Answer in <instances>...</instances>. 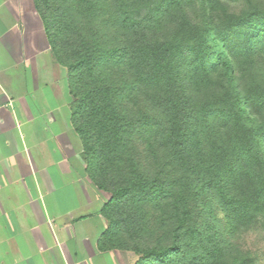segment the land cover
I'll return each mask as SVG.
<instances>
[{
    "label": "trees",
    "instance_id": "1",
    "mask_svg": "<svg viewBox=\"0 0 264 264\" xmlns=\"http://www.w3.org/2000/svg\"><path fill=\"white\" fill-rule=\"evenodd\" d=\"M186 2L34 0L85 171L110 194L99 248L248 264L225 235L264 217V8Z\"/></svg>",
    "mask_w": 264,
    "mask_h": 264
},
{
    "label": "crops",
    "instance_id": "2",
    "mask_svg": "<svg viewBox=\"0 0 264 264\" xmlns=\"http://www.w3.org/2000/svg\"><path fill=\"white\" fill-rule=\"evenodd\" d=\"M74 105L34 0H0V264H130L98 246L108 198L85 171Z\"/></svg>",
    "mask_w": 264,
    "mask_h": 264
},
{
    "label": "rangeland",
    "instance_id": "3",
    "mask_svg": "<svg viewBox=\"0 0 264 264\" xmlns=\"http://www.w3.org/2000/svg\"><path fill=\"white\" fill-rule=\"evenodd\" d=\"M184 1L186 2V0ZM239 1L241 2V4H238L239 6H231L230 4L225 5L227 11H239L243 7H252L253 5L260 8H264V0ZM184 9L185 13H190L191 15L194 14V8L186 6L184 7ZM216 9H214V11ZM229 12L222 10V8L220 7L215 11V13L219 15L220 21H223L224 16L226 15V13ZM178 13L180 12L178 11ZM105 195L107 196V198L110 197V194L108 192H106ZM219 216L222 215H218V218ZM257 219L258 220L255 224L246 227H240L239 229H237V232L231 229V231L227 232V234L225 235L226 239L233 244L234 251L236 252V254L242 256V258L248 264H264V217H258ZM129 252L131 253L130 264H134L138 258V255L134 254L132 251Z\"/></svg>",
    "mask_w": 264,
    "mask_h": 264
}]
</instances>
